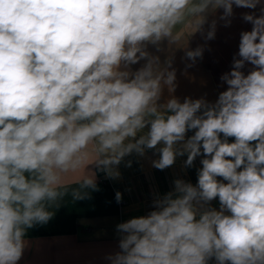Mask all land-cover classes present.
<instances>
[{
  "label": "clouds",
  "instance_id": "obj_1",
  "mask_svg": "<svg viewBox=\"0 0 264 264\" xmlns=\"http://www.w3.org/2000/svg\"><path fill=\"white\" fill-rule=\"evenodd\" d=\"M234 7L252 10L241 13L251 30L226 89L181 101L172 59L148 46L214 39ZM150 150L161 171L200 157L197 181L175 179L146 215L118 223L109 264H264V0H0V264H18L28 230L66 196L91 199L98 173L119 179L126 157Z\"/></svg>",
  "mask_w": 264,
  "mask_h": 264
},
{
  "label": "crops",
  "instance_id": "obj_2",
  "mask_svg": "<svg viewBox=\"0 0 264 264\" xmlns=\"http://www.w3.org/2000/svg\"><path fill=\"white\" fill-rule=\"evenodd\" d=\"M221 11L210 16L209 22L218 18ZM247 11L252 10L234 7L231 25L225 27L224 22L219 21L214 39L205 40L204 35L197 32L188 36L182 45H169L164 41L160 51L152 45L148 46V50L159 56L162 62L172 59L177 78L173 95L181 101L185 97H203L215 102L219 93L227 87L220 77L231 70L233 56L238 52L240 32L251 30V24L241 19V13ZM256 12L259 14V9ZM207 30L206 24L205 34ZM198 46L203 48V55L193 63L185 58V50ZM141 64L143 61L133 65V70ZM250 68L251 65H246L244 71ZM168 98L169 93L165 89L161 102ZM156 158L151 150L144 157L135 154L128 156L125 162L131 160L132 166L126 167L122 162L119 165V179H107L103 173L97 174L100 190L92 192L91 199L73 201L71 195L66 196L60 207L53 209L55 215L52 220L28 230V245L18 264H109L106 257L119 250L118 223L146 215L152 210V202L157 196H163L173 189L175 179L193 184L197 181L200 157L190 168L183 166L186 156L178 157L173 166L163 171L152 167L151 160ZM116 191L123 195L120 203L115 200ZM212 206L218 208V200H214ZM210 264H214V261Z\"/></svg>",
  "mask_w": 264,
  "mask_h": 264
}]
</instances>
